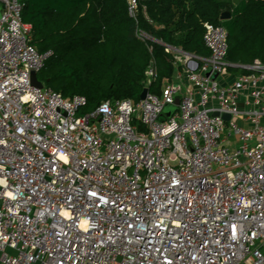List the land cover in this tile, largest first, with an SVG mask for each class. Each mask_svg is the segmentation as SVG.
Here are the masks:
<instances>
[{
  "label": "built area",
  "instance_id": "1",
  "mask_svg": "<svg viewBox=\"0 0 264 264\" xmlns=\"http://www.w3.org/2000/svg\"><path fill=\"white\" fill-rule=\"evenodd\" d=\"M0 3V264H264V62L231 63L204 22L209 54L166 47L158 93L151 61L143 99L79 114L83 95L32 85L51 52Z\"/></svg>",
  "mask_w": 264,
  "mask_h": 264
},
{
  "label": "trees",
  "instance_id": "2",
  "mask_svg": "<svg viewBox=\"0 0 264 264\" xmlns=\"http://www.w3.org/2000/svg\"><path fill=\"white\" fill-rule=\"evenodd\" d=\"M128 5V0H23L21 17L31 25L32 43L51 52L37 76L65 97L83 95L79 114L106 99L138 101L151 61L156 75L149 91L158 93L174 70L166 47L209 54L204 22L225 27L228 61L264 62V0H136L134 16ZM224 10L228 19L220 18Z\"/></svg>",
  "mask_w": 264,
  "mask_h": 264
},
{
  "label": "water",
  "instance_id": "3",
  "mask_svg": "<svg viewBox=\"0 0 264 264\" xmlns=\"http://www.w3.org/2000/svg\"><path fill=\"white\" fill-rule=\"evenodd\" d=\"M0 7H1V3H0ZM229 17H230V13L227 10H224V11H222L220 13V18L221 19H228ZM205 74L208 75L209 74V70L205 71ZM216 76H217L216 72L212 74V78H215ZM31 83H32V85H34V86H36L38 88L42 87V84H43L42 81L38 78L37 73L34 72V71L31 72ZM147 92H148L147 87H143V89H142V91L140 93V98L143 99L146 96ZM177 103H178V98L175 99L173 105H167L164 108V114L160 115L159 119L160 120H164L165 116H170L173 113V111L175 110ZM218 114H219L218 112H214L213 113V115H218ZM222 117L225 118V119H228L229 115L223 113Z\"/></svg>",
  "mask_w": 264,
  "mask_h": 264
},
{
  "label": "rangeland",
  "instance_id": "4",
  "mask_svg": "<svg viewBox=\"0 0 264 264\" xmlns=\"http://www.w3.org/2000/svg\"><path fill=\"white\" fill-rule=\"evenodd\" d=\"M163 84H165V80L162 82V84H161V85H163Z\"/></svg>",
  "mask_w": 264,
  "mask_h": 264
}]
</instances>
